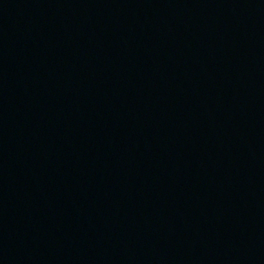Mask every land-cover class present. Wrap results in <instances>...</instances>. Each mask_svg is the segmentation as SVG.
I'll return each mask as SVG.
<instances>
[{
    "label": "water",
    "instance_id": "water-1",
    "mask_svg": "<svg viewBox=\"0 0 264 264\" xmlns=\"http://www.w3.org/2000/svg\"><path fill=\"white\" fill-rule=\"evenodd\" d=\"M0 264H264V0H10Z\"/></svg>",
    "mask_w": 264,
    "mask_h": 264
}]
</instances>
